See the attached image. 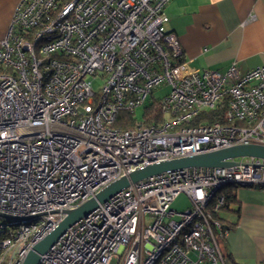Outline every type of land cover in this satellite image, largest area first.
<instances>
[{
  "label": "built area",
  "instance_id": "built-area-1",
  "mask_svg": "<svg viewBox=\"0 0 264 264\" xmlns=\"http://www.w3.org/2000/svg\"><path fill=\"white\" fill-rule=\"evenodd\" d=\"M170 1L15 5L0 39V264H22L64 211L136 169L264 146V64L245 72L235 62L223 71L190 68L166 29ZM163 85L160 122L113 126L120 111L133 118ZM224 96L230 124L194 122ZM226 161L236 164L130 183L65 228L36 264H227L221 190L264 187V159ZM181 195L187 206L175 210Z\"/></svg>",
  "mask_w": 264,
  "mask_h": 264
},
{
  "label": "crops",
  "instance_id": "crops-1",
  "mask_svg": "<svg viewBox=\"0 0 264 264\" xmlns=\"http://www.w3.org/2000/svg\"><path fill=\"white\" fill-rule=\"evenodd\" d=\"M19 0H0V39ZM166 29L176 35L192 69L245 72L264 64V0H171ZM234 201L218 213L228 228L221 247L227 264L264 262V187L233 190Z\"/></svg>",
  "mask_w": 264,
  "mask_h": 264
},
{
  "label": "water",
  "instance_id": "water-1",
  "mask_svg": "<svg viewBox=\"0 0 264 264\" xmlns=\"http://www.w3.org/2000/svg\"><path fill=\"white\" fill-rule=\"evenodd\" d=\"M239 156H254L264 159V146L254 144L235 145L205 153L162 161L136 169L127 176H122L111 182L109 185L98 191L94 197L86 200L78 207L64 211V218L43 238L32 245L22 264H36L40 254L44 253L53 244V242L64 232L65 228L80 218L85 217L96 208L98 203L106 201L113 194L117 193L122 188L127 187L130 183H134L166 170L191 166H230L236 164V162L226 161V159Z\"/></svg>",
  "mask_w": 264,
  "mask_h": 264
},
{
  "label": "trees",
  "instance_id": "trees-1",
  "mask_svg": "<svg viewBox=\"0 0 264 264\" xmlns=\"http://www.w3.org/2000/svg\"><path fill=\"white\" fill-rule=\"evenodd\" d=\"M227 106V96L221 100L214 110L208 112H202L195 120V123L203 122L207 120L208 122L218 121L224 124H230V121L224 119V112ZM162 119V113L159 106L158 99L152 98L150 102L144 105L143 112V123L151 124L158 123ZM135 125L134 119L126 113L125 111H120L113 123L114 127L127 128ZM234 188L232 186H226L221 190V194L224 196V205L221 209H225L230 203L234 201L233 195ZM221 220V219H220ZM223 242V241H222ZM222 248V247H221ZM223 251V250H222Z\"/></svg>",
  "mask_w": 264,
  "mask_h": 264
},
{
  "label": "rangeland",
  "instance_id": "rangeland-1",
  "mask_svg": "<svg viewBox=\"0 0 264 264\" xmlns=\"http://www.w3.org/2000/svg\"><path fill=\"white\" fill-rule=\"evenodd\" d=\"M100 82L98 80H94L93 81V89L94 90H97L99 87H100ZM168 91V87L167 86H161L159 88H157L152 97H147V103L150 102L152 99L151 98H159V97H162L163 95L166 94V92ZM143 112H144V107L143 106H140L138 107L136 110H135V113H134V122H143ZM163 118V116H162ZM164 118H168V115H164ZM162 120V119H161ZM128 128V127H127ZM187 206V201H186V198L181 195V196H178L177 199L175 200V202L173 203L172 205V208L175 209V210H181L183 208H185ZM2 221V219H0V222ZM115 260H112L110 262V264H114Z\"/></svg>",
  "mask_w": 264,
  "mask_h": 264
}]
</instances>
